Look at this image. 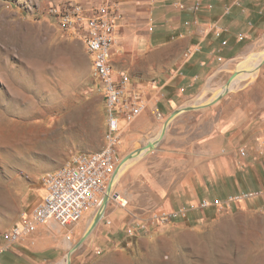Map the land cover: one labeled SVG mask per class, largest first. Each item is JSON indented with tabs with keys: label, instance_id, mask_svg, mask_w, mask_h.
Returning <instances> with one entry per match:
<instances>
[{
	"label": "crops",
	"instance_id": "obj_1",
	"mask_svg": "<svg viewBox=\"0 0 264 264\" xmlns=\"http://www.w3.org/2000/svg\"><path fill=\"white\" fill-rule=\"evenodd\" d=\"M68 2L80 5L86 18L94 16L100 7L110 11L114 22L113 77L118 80L126 75L125 99L136 98L144 106L131 122L120 120V144L141 142L185 101L202 94L207 84L219 85L220 79L229 74L230 61L244 54V42L259 38L264 32V0ZM197 4L200 6L196 8ZM69 32L85 48L84 32L81 35ZM86 54L92 71V57ZM95 90L105 108L99 83ZM166 137L159 143L161 148L157 153L149 157L153 159L158 154L155 162L162 158L165 165H181L180 176L173 177L174 184L162 186L151 179L154 184L150 183V188L156 190L155 201L144 210L107 209L89 236L72 252L70 264H111L122 243L126 246L133 240L140 243L188 222H193V228L199 227L224 212L240 209L264 217V127L252 133L246 130V125L236 126L232 120L224 121L194 152L191 140L183 143ZM97 148L77 150L76 147L73 154L56 157L47 149H36L29 159L31 166L24 167L21 174H12L11 186L0 191V216L5 217L9 212L10 199L13 198L17 206L15 215L0 224V264L65 262L67 253L88 228L86 223L82 224L88 212L78 222L67 226L56 223L38 226L18 243L8 245L3 234L22 225L42 202L46 195L42 183L45 174L70 164L75 155L99 151H95ZM149 157L142 161H148ZM144 167L142 163L133 170L129 181L147 175ZM165 173L169 174L166 180H172L171 174ZM242 190L247 192L244 194L256 195L221 209L213 206L215 200L225 202L241 196ZM204 202L208 204L206 208L201 207ZM136 211H145L147 218L139 219ZM127 229L134 230L135 236L129 237ZM108 249L113 251L102 253Z\"/></svg>",
	"mask_w": 264,
	"mask_h": 264
},
{
	"label": "rangeland",
	"instance_id": "obj_2",
	"mask_svg": "<svg viewBox=\"0 0 264 264\" xmlns=\"http://www.w3.org/2000/svg\"><path fill=\"white\" fill-rule=\"evenodd\" d=\"M68 1L0 0V191L11 186L12 174H21L24 167L31 166L29 159L36 149H47L56 157L73 154L76 147L81 150L98 146L97 151L105 146V108L95 90L98 82L84 45L47 14L49 6ZM244 43V54L230 61L229 74L220 79L219 85L207 84L202 94L185 101L182 107L210 102L222 93L219 99L209 107L178 115L167 127L166 139L170 136L183 143L191 140L194 152L224 121L246 125L252 133L264 127V56L257 57L261 60L252 79H238L247 73L241 72L228 90H223L244 61L255 60L256 55L264 53V32ZM162 122L141 142L118 144L117 166L130 153L142 151L148 140H155ZM165 136L154 148L125 163L105 212L110 207L120 208L123 200L127 202L124 209L144 210L155 201L156 190L150 188L152 180L162 186L174 184L173 177L180 176L181 165H165L162 158L155 162L158 154L153 159L149 157L161 148L159 143ZM146 156L148 161H142ZM142 163L147 175L129 181L128 176ZM165 172L171 174L172 180H166L169 174ZM115 196L123 200L119 202ZM9 201V212L0 216V224L15 215L17 206L13 198ZM98 208L89 210L82 224L89 226ZM135 213L139 219L148 216L145 211ZM199 225L193 228V222H188L140 243H122L111 264H264V217L237 209ZM131 231L127 235L134 237L135 232ZM110 251L113 250L102 253Z\"/></svg>",
	"mask_w": 264,
	"mask_h": 264
},
{
	"label": "built area",
	"instance_id": "obj_3",
	"mask_svg": "<svg viewBox=\"0 0 264 264\" xmlns=\"http://www.w3.org/2000/svg\"><path fill=\"white\" fill-rule=\"evenodd\" d=\"M199 6L197 4L196 8ZM47 14L63 30L74 32L76 35L84 32L82 37L85 49L92 57V74L105 98L106 142L101 150L75 155L70 164L44 175L42 183L46 190L45 197L22 225L3 234V239L8 245L20 242L41 225L74 224L81 220L86 212L100 206L107 183L118 165L116 149L120 144V120L129 123L144 108L136 98L125 99L128 77L121 75L118 80L113 77L111 48L114 42V22L107 8L100 7L94 16L86 18L80 5L65 2L49 6ZM255 195L243 194L231 197L225 202L215 200L213 206L221 209L223 206L228 207L232 202ZM115 198L119 199L117 196ZM122 200L119 199V202ZM126 204L125 200L119 203L121 207ZM207 206L206 202L201 204L202 208ZM131 233V229H128L127 234Z\"/></svg>",
	"mask_w": 264,
	"mask_h": 264
},
{
	"label": "water",
	"instance_id": "obj_4",
	"mask_svg": "<svg viewBox=\"0 0 264 264\" xmlns=\"http://www.w3.org/2000/svg\"><path fill=\"white\" fill-rule=\"evenodd\" d=\"M239 73H241V70L238 69L227 81L225 87H224V92H226L230 86V84L234 81L235 78H237V76L239 75ZM222 95V93H220L214 100L210 101V102H206V103H202V104H195L193 106H188V107H180L176 110H174L168 117L167 119L165 120V122L163 123V126L160 130V133L158 135V137L151 141V142H148L147 145L145 147H143L142 151H147L151 148H154L155 145L159 142V140L162 139V137L164 136L166 130H167V127L169 126V124L171 123V121L177 117L178 115H180L181 113L183 112H186V111H194V110H200V109H203V108H206V107H209L211 106L212 104H214L218 99L219 97ZM142 151L140 150H137V151H134L132 153H130L129 155H127L126 157H124L121 161V164L119 166H117L115 172L113 173V175L111 176L107 186H106V189H105V192H104V195L102 197V200H101V204L93 218V220L91 221L90 225L88 226L87 230L85 231V233L83 234V236L81 237V239L79 240V242L73 246V248H71V250L67 253L66 255V259H65V264H70V257H71V254L74 250H76L82 243L83 241L89 236V234L91 233V231L97 226V224L101 221V219L103 218V215H104V212H105V208L107 206V203L109 202L110 200V195H111V191L113 189V180L115 178V175L119 169L120 166H123L125 165V163L130 160L131 158H136V157H139L141 154H142Z\"/></svg>",
	"mask_w": 264,
	"mask_h": 264
},
{
	"label": "bare ground",
	"instance_id": "obj_5",
	"mask_svg": "<svg viewBox=\"0 0 264 264\" xmlns=\"http://www.w3.org/2000/svg\"><path fill=\"white\" fill-rule=\"evenodd\" d=\"M263 56H264V53L260 54V55H256L255 60L253 58H250V59L244 61L240 70H241V72H247V73L241 74V76H239L238 79H245V78H251L252 79L256 73L257 64L260 62V60L262 59L261 57H263ZM257 57H260L261 59H259ZM253 63H255V64L253 65ZM252 65H253V67H252ZM252 69H254V70H252ZM123 169H125V165L119 167V169L115 175V178L113 180V186L115 185L114 182L116 181L118 176L122 173Z\"/></svg>",
	"mask_w": 264,
	"mask_h": 264
}]
</instances>
